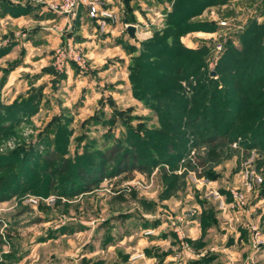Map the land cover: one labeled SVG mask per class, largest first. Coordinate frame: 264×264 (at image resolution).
<instances>
[{"label":"rangeland","instance_id":"rangeland-1","mask_svg":"<svg viewBox=\"0 0 264 264\" xmlns=\"http://www.w3.org/2000/svg\"><path fill=\"white\" fill-rule=\"evenodd\" d=\"M51 1L0 0V264H264V0Z\"/></svg>","mask_w":264,"mask_h":264},{"label":"built area","instance_id":"built-area-1","mask_svg":"<svg viewBox=\"0 0 264 264\" xmlns=\"http://www.w3.org/2000/svg\"><path fill=\"white\" fill-rule=\"evenodd\" d=\"M102 5V0H52L50 2L51 9L63 15L72 13L80 7L87 9L89 16L96 18L100 28L105 30L108 26V18L111 17V14L108 13L106 9L102 8ZM55 59L59 68L66 66L69 61L79 64L84 61L81 51L71 44L67 49L58 48Z\"/></svg>","mask_w":264,"mask_h":264},{"label":"trees","instance_id":"trees-1","mask_svg":"<svg viewBox=\"0 0 264 264\" xmlns=\"http://www.w3.org/2000/svg\"><path fill=\"white\" fill-rule=\"evenodd\" d=\"M127 1V4H129L128 0ZM186 1L188 2V0H180L179 3L177 4V9L175 10V14H171L170 15V18H175L174 16L177 14L178 16H180L179 18H181L183 14L186 13L187 9L186 7H183V4L186 3ZM209 5H212V3L210 1H207L205 3L202 4V6L200 7V9H198L197 11V14H200L202 12V10L206 7V6H209ZM176 15V16H177ZM184 16H187L186 14ZM183 19V18H182ZM182 21V20H181ZM180 21V22H181ZM264 80V79H263ZM261 80V81H263ZM263 105H261L260 107H262ZM117 152H106L103 154V159L104 160V163H101L100 160L97 162V164H99V167H96L94 169V171L92 170V172H89V173H84L89 179H90V182L91 180H94L92 181V183H95V178L99 179V178H104V177H108V176H114V175H117L118 173H121V172H125L127 170H129L130 167H136V163L134 161V153L132 152H123L118 158H115V155H116ZM115 159V161H114ZM131 162V163H130ZM110 164L109 167H107V164ZM96 179V180H97ZM2 182V180L0 179V183ZM90 182H85L83 185H89ZM87 190L88 187H85ZM13 192V191H12Z\"/></svg>","mask_w":264,"mask_h":264},{"label":"water","instance_id":"water-1","mask_svg":"<svg viewBox=\"0 0 264 264\" xmlns=\"http://www.w3.org/2000/svg\"><path fill=\"white\" fill-rule=\"evenodd\" d=\"M134 28H135L134 25H129V27H128L129 35L131 37H134Z\"/></svg>","mask_w":264,"mask_h":264},{"label":"crops","instance_id":"crops-1","mask_svg":"<svg viewBox=\"0 0 264 264\" xmlns=\"http://www.w3.org/2000/svg\"><path fill=\"white\" fill-rule=\"evenodd\" d=\"M50 20H51V21H54V20H55V17H54V18H51Z\"/></svg>","mask_w":264,"mask_h":264}]
</instances>
